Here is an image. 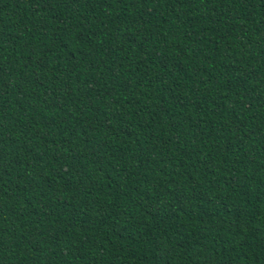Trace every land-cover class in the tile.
Listing matches in <instances>:
<instances>
[{
    "label": "trees",
    "instance_id": "16d2710c",
    "mask_svg": "<svg viewBox=\"0 0 264 264\" xmlns=\"http://www.w3.org/2000/svg\"><path fill=\"white\" fill-rule=\"evenodd\" d=\"M0 264H264V0H0Z\"/></svg>",
    "mask_w": 264,
    "mask_h": 264
},
{
    "label": "snow or ice",
    "instance_id": "6c2138e0",
    "mask_svg": "<svg viewBox=\"0 0 264 264\" xmlns=\"http://www.w3.org/2000/svg\"><path fill=\"white\" fill-rule=\"evenodd\" d=\"M117 2H120V0H117ZM130 2L135 5L137 2H139V0H130Z\"/></svg>",
    "mask_w": 264,
    "mask_h": 264
}]
</instances>
